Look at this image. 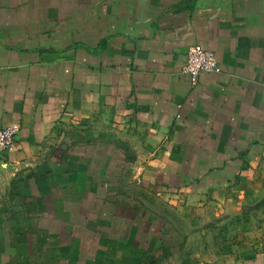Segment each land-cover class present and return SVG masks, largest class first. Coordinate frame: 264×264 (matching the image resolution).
Returning <instances> with one entry per match:
<instances>
[{
	"label": "crops",
	"instance_id": "crops-1",
	"mask_svg": "<svg viewBox=\"0 0 264 264\" xmlns=\"http://www.w3.org/2000/svg\"><path fill=\"white\" fill-rule=\"evenodd\" d=\"M196 45L220 67L197 82ZM12 124L0 264H146L145 208H236L264 189V0H0ZM171 264H264V237Z\"/></svg>",
	"mask_w": 264,
	"mask_h": 264
},
{
	"label": "rangeland",
	"instance_id": "rangeland-1",
	"mask_svg": "<svg viewBox=\"0 0 264 264\" xmlns=\"http://www.w3.org/2000/svg\"><path fill=\"white\" fill-rule=\"evenodd\" d=\"M147 213V214H146ZM142 231L136 245L148 264H171L184 259L214 261L223 255L255 248L264 237V189L247 205L206 209L183 215L157 206L142 211Z\"/></svg>",
	"mask_w": 264,
	"mask_h": 264
},
{
	"label": "built area",
	"instance_id": "built-area-1",
	"mask_svg": "<svg viewBox=\"0 0 264 264\" xmlns=\"http://www.w3.org/2000/svg\"><path fill=\"white\" fill-rule=\"evenodd\" d=\"M185 69L195 82L205 73L220 71L215 54L200 45L190 48ZM19 132L20 126L18 124H12L0 129V151L13 150Z\"/></svg>",
	"mask_w": 264,
	"mask_h": 264
}]
</instances>
